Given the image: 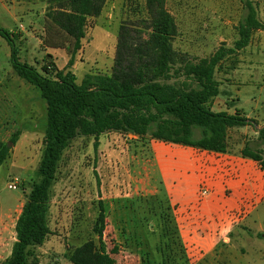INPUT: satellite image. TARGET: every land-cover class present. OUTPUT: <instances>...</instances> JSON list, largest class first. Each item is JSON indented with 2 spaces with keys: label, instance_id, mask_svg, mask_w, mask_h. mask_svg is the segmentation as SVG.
<instances>
[{
  "label": "rangeland",
  "instance_id": "1",
  "mask_svg": "<svg viewBox=\"0 0 264 264\" xmlns=\"http://www.w3.org/2000/svg\"><path fill=\"white\" fill-rule=\"evenodd\" d=\"M252 1L264 22V0ZM166 6L178 27L174 48L191 62L211 57L222 46L233 47L239 39L238 27L247 14L244 0H167ZM51 7L50 0H0V29L12 34L11 31L19 32L20 26L24 27L23 44L14 36L11 40L21 62L39 72L42 65L52 62L59 71L73 73L79 84L90 73L110 75L115 66L121 25H128L147 37L145 0H108L102 14L89 19L83 47L70 66L74 41L61 35L47 19ZM134 35L139 39V34ZM49 39L56 44L63 42L65 49L48 47ZM10 49L9 41L0 36V83H4L0 89V118L4 127H0V143H8L18 130L13 125L10 99H4L3 94H18L20 102L29 98L37 116L26 121L34 128L25 125L20 130L19 142L15 146L9 144L11 154L0 167V262L11 255L17 219L37 180L47 124L46 103L39 89L14 72L8 58ZM216 78L222 95L236 99L238 108L250 112L258 104L259 111L264 112V31L255 32L245 50L227 58ZM181 81L184 78L169 83ZM149 140L111 132L98 139L80 137L72 142L63 155L51 192V234L35 250L39 264H73L68 253L87 241H97L93 228L99 201L107 204L109 214L104 241L111 264H164L165 259L169 260L167 264H183L175 263L171 256H186L184 248L177 243L172 248L162 245L163 239L176 241V233L169 227L168 234L162 236L157 220L149 216V207L142 206L145 202L139 205L140 216L146 219L145 227L139 216H127L116 202L121 197L140 200L158 194ZM13 183L17 184L16 190L8 188ZM132 226L137 231H131ZM244 226L251 231L243 235L234 231L232 239H255L259 245L248 246L242 260L228 264H264V205L236 229Z\"/></svg>",
  "mask_w": 264,
  "mask_h": 264
},
{
  "label": "trees",
  "instance_id": "2",
  "mask_svg": "<svg viewBox=\"0 0 264 264\" xmlns=\"http://www.w3.org/2000/svg\"><path fill=\"white\" fill-rule=\"evenodd\" d=\"M107 1L50 0L53 7L46 15L47 19L61 35L74 41L70 66L83 47L89 19L98 18ZM166 4L167 0H145L147 37L128 25H121L113 73H90L80 84L73 73L59 71L52 62L42 65L41 72L32 65L22 63L11 40L14 35L0 29V36L9 41L12 49L14 72L39 89L47 114L37 180L33 182L17 219L16 241L11 255L0 264H39L35 250L51 234V192L63 155L77 138L98 139L115 132L223 153L228 147L227 130L250 123L239 113L213 112L211 103L221 94L216 74L224 61L245 50L255 32L264 31V22L259 18L255 3L244 0L247 14L238 27L239 39L234 46H222L211 57L198 62H191L175 50L173 40L178 27ZM134 33L139 34V39H135ZM48 41L50 48L65 49L63 42L56 44L50 39ZM175 78H184V81L169 83ZM20 136L18 131L8 143H0V167L11 154L9 144L15 146ZM260 139L264 143V128ZM245 154L259 161L264 169L261 155L247 151ZM157 198L150 196L137 200L126 197L118 198L116 202L125 210L124 214L127 212V216H139L144 227L146 219L140 216L139 205L145 202L142 206L149 207V216L157 220L162 236L168 234L169 227L176 233V241H162L164 248H172L180 238L167 212L169 208L161 205L162 201ZM98 207L93 228L97 241H87L68 253V260L73 264H111L104 241L109 218L107 204L99 201ZM131 231H137V228L132 226ZM166 261L169 262L165 259L164 264H167Z\"/></svg>",
  "mask_w": 264,
  "mask_h": 264
},
{
  "label": "crops",
  "instance_id": "3",
  "mask_svg": "<svg viewBox=\"0 0 264 264\" xmlns=\"http://www.w3.org/2000/svg\"><path fill=\"white\" fill-rule=\"evenodd\" d=\"M23 29L20 26L19 32L11 31L20 44L26 39ZM11 56L12 49L8 51L10 62ZM3 84L0 83V89ZM220 91L221 94L211 103L212 111L229 115L239 113L250 122L244 127L227 130L226 152L156 140L148 143L155 160L154 179L158 194L154 196L162 201L161 205L169 208L167 212L180 238L177 246L186 251L182 258L171 256L175 263L228 264L242 260L248 246L259 245L255 239H232V236L234 231L241 235L250 232L248 226L240 230L236 227L264 205V169L259 161L245 154L247 151L264 159V143L260 139L264 112L259 111L258 104L250 112H245L238 108L237 100L232 96L222 95L221 86ZM10 94H3V98L10 99V113L14 115L13 125L18 132L25 125L30 126L26 121L29 117L33 121L37 112L29 98L20 102L18 94ZM1 121L0 118V127L4 128ZM30 127L34 128V125ZM205 186L212 189L209 196L201 195Z\"/></svg>",
  "mask_w": 264,
  "mask_h": 264
},
{
  "label": "built area",
  "instance_id": "4",
  "mask_svg": "<svg viewBox=\"0 0 264 264\" xmlns=\"http://www.w3.org/2000/svg\"><path fill=\"white\" fill-rule=\"evenodd\" d=\"M11 190H16L17 189V184L13 183L11 185H9L8 187ZM212 193V189L208 186H205L201 189V195L202 196H209Z\"/></svg>",
  "mask_w": 264,
  "mask_h": 264
}]
</instances>
